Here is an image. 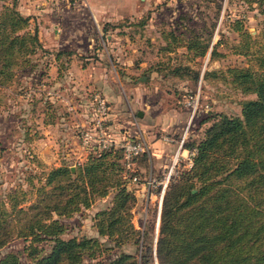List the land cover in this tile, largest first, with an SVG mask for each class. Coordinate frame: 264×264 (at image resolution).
<instances>
[{"label":"rangeland","instance_id":"1","mask_svg":"<svg viewBox=\"0 0 264 264\" xmlns=\"http://www.w3.org/2000/svg\"><path fill=\"white\" fill-rule=\"evenodd\" d=\"M61 1L69 2L62 17L70 35H63L69 54H61L59 61L47 36L53 16L56 18V0H19L17 4L18 8L23 5V14L33 17L31 30L38 22L47 30L39 35L44 49L32 55V64L24 63L13 81L0 87V196L6 199L7 193L18 187L33 189L29 182L37 184V176L57 165L55 162L83 161L87 151L81 146L80 131L86 126L80 119H90L94 95L103 96L113 112L116 103L110 97L118 94L121 109L128 111L124 116L129 120L124 123L131 122L137 136L141 129L147 144L134 158L133 169L123 166L121 171L136 196L131 222L143 236L142 241L122 245L100 236L110 248L98 252L93 260L105 263L126 251L143 264H159L156 242L162 198L170 181L190 168L189 151L213 121L207 119L208 114H239L243 101L256 97L253 92L233 87L227 69L258 67L259 55L264 52V0H93L96 6L88 0ZM108 18L113 20L106 22ZM189 29L208 45L204 55H190L178 45L179 39L170 41L173 49H164L170 40L165 33L184 32L185 38ZM107 32L112 34L109 39ZM73 33L79 37H72ZM245 33L251 36L245 48L251 52L243 54L236 49L248 41ZM126 58L131 61L129 68ZM72 63L86 69H69ZM197 88L199 102L191 113L182 100ZM138 109L144 110L142 117L137 116ZM114 128L108 130L113 133ZM154 138L164 143L155 152L149 142ZM172 164L163 192L161 184L147 183L162 179ZM133 175L137 179H132ZM111 195L97 198L90 207L64 218L67 227L61 236L97 235L93 215L110 204ZM28 243L29 239L15 236L0 248V256L7 251L18 252L22 263L29 264L24 250ZM50 244V239L36 242L44 252Z\"/></svg>","mask_w":264,"mask_h":264},{"label":"trees","instance_id":"2","mask_svg":"<svg viewBox=\"0 0 264 264\" xmlns=\"http://www.w3.org/2000/svg\"><path fill=\"white\" fill-rule=\"evenodd\" d=\"M18 1L0 0V87L44 49L37 25L30 29V16L18 9ZM191 30L185 38L184 32L165 33L170 40L164 49H173L170 41L179 39L190 55H204L208 45ZM245 34L248 41L236 49L243 54L251 52L245 49L251 36ZM63 53L69 51H57L55 58ZM227 72L233 87L256 97L243 101L239 114H208L213 121L196 143L190 168L170 181L162 198L159 264H264V52L257 68L233 66ZM122 162L120 148L90 151L81 162L43 170L37 184L30 179L33 189L18 187L6 199L0 196V248L18 236L29 239L24 246L29 264H143L126 251L105 263L93 260L110 248L100 236L116 245L139 242L143 236L130 219L136 196L123 178ZM110 193V204L93 215L97 235L61 236L67 227L64 218ZM43 239L51 241L46 252L36 245ZM0 264L23 263L18 252L7 251Z\"/></svg>","mask_w":264,"mask_h":264},{"label":"built area","instance_id":"3","mask_svg":"<svg viewBox=\"0 0 264 264\" xmlns=\"http://www.w3.org/2000/svg\"><path fill=\"white\" fill-rule=\"evenodd\" d=\"M199 95L200 89L197 88L182 100L183 104L190 108L191 113H194L198 106ZM109 113L110 106L107 100L99 94L94 95V107L90 118V125L80 131L81 146L86 149L87 153L90 151L99 152L110 147L120 148L122 150L125 167L131 169L135 164L134 158L147 148L146 141L142 135L133 137L124 135L119 139L114 138L106 124ZM195 152V147L189 151L190 164L192 163V157ZM173 166L174 164L171 165L169 171L162 179H151L147 183L161 184V192H163L173 170ZM132 179H137V176H133Z\"/></svg>","mask_w":264,"mask_h":264},{"label":"crops","instance_id":"4","mask_svg":"<svg viewBox=\"0 0 264 264\" xmlns=\"http://www.w3.org/2000/svg\"><path fill=\"white\" fill-rule=\"evenodd\" d=\"M36 1H38V0H36ZM88 1H89L91 6H96L97 5L96 2H94L93 0H88ZM56 2L58 3V5H56L54 9H56L57 14H56V18H55V16H53V19H52V21H54V23H53V26L51 28V33L49 34L48 30L46 28H44L43 26H41V24H39V22H38V24H36V23L35 24L39 28L38 35H41V32L43 33V32H45V30H47V36H50L52 44H54L53 48L56 49L57 51H60V50H65V48L66 49L69 48V47L63 45V42H64V36L63 35H70V33H68V32L66 33L65 32V29H64V26H63V24H64L63 23V17H62L63 11L65 12V10L67 8V5H69L68 4L69 2L65 3L64 1L62 2L61 0H56ZM20 7H23V5L20 6ZM20 7L18 9L23 13V11H22V9ZM31 18H33V17H30V20H31ZM107 20H113V18L112 19L111 18L105 19L106 22H107ZM75 35L77 36V33L76 34L73 33V35H71V36L74 37ZM111 35H112L111 33H108V32L105 33V36L108 39L111 37ZM77 37H79V36H77ZM105 45L106 44H104V51L106 52V55L108 56V59H110V61L113 62L112 67L115 68V62L112 60L113 57L111 56L110 52L105 49V47H106ZM114 47H115V45L111 46V51H113V54L115 53V51L113 50ZM69 50H72V48H70ZM57 51L55 52V54L57 53ZM56 60L59 61V58L56 59ZM126 60L127 61H126L125 65L127 64L126 67L129 68L130 65H131V61H129L127 58H126ZM71 66L69 67V69L70 68H72L74 70H78L79 69V70H82V71H84L86 69V67H82V66H80L79 64H76V63L75 64L72 63ZM57 69H59V68H57ZM117 97H118V94H117V96L110 97L113 101H115L114 103H116V104H115V109L113 110V112H112V109L110 107V113H109V116H108L107 121H106L108 129H112V127L115 126V128L113 130L114 132L113 133L111 132L113 134V136H115V137H117V136L118 137H122V136L126 135V133L129 134V136H132V137L133 136H137L136 135V129H134L131 126V122L130 123H126V124L124 123L123 120H127V121L129 120L127 118V116L126 117L124 116L125 114H128V111H126L125 109H121V102H120L121 99L120 98L117 99ZM138 111H142V115L141 116H139L137 114ZM137 112H136V114H137L138 117H142L144 115V110L143 109H138ZM86 119H84V120H83V118L80 119V122H81V124L83 126L90 125V121L91 120L87 119L88 120L87 121ZM119 126H123L122 128H124V127H126V128H124V130H119V128H120ZM138 131H139V135H142L141 134V129H138ZM126 136H128V135H126ZM149 142H150V146H152L153 148L156 149V150H153L154 152L158 151L159 148L164 144V143L162 144V141H160L159 139H155V138L150 140ZM69 143L71 144V142H69ZM64 144H65V146H68L66 143H64ZM55 164L58 165L60 163L55 162Z\"/></svg>","mask_w":264,"mask_h":264},{"label":"water","instance_id":"5","mask_svg":"<svg viewBox=\"0 0 264 264\" xmlns=\"http://www.w3.org/2000/svg\"><path fill=\"white\" fill-rule=\"evenodd\" d=\"M137 114H138L139 116H141V115H142V111H138ZM73 168H74V166L72 165V169H73Z\"/></svg>","mask_w":264,"mask_h":264}]
</instances>
